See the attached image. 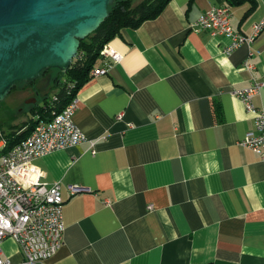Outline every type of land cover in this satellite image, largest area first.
Listing matches in <instances>:
<instances>
[{"label": "crops", "instance_id": "obj_1", "mask_svg": "<svg viewBox=\"0 0 264 264\" xmlns=\"http://www.w3.org/2000/svg\"><path fill=\"white\" fill-rule=\"evenodd\" d=\"M224 4L171 0L108 43L120 61L100 56L94 69L106 72L75 95L94 152L82 144L34 161L64 201L63 246L47 264H264V165L239 145L253 119L230 93L257 79L264 107V30L226 54L228 38L189 29ZM229 6L235 32L264 18V0ZM2 250L22 262L12 239Z\"/></svg>", "mask_w": 264, "mask_h": 264}, {"label": "built area", "instance_id": "obj_2", "mask_svg": "<svg viewBox=\"0 0 264 264\" xmlns=\"http://www.w3.org/2000/svg\"><path fill=\"white\" fill-rule=\"evenodd\" d=\"M232 12L227 4L212 7L190 24L194 32L207 31L211 36H224L230 40L224 49L228 54L243 44L252 45L264 30V18L254 23L248 34L235 32L231 24ZM100 58L120 61L121 55L107 43ZM245 68L255 66L245 63ZM106 70L93 69L91 76H100ZM263 83L252 79L248 87L231 90L248 114L252 115L253 128L239 145L251 150L264 165V107H257L254 99L260 94ZM77 100L65 113L55 114V121L41 122L35 118L36 134L28 137L23 147L0 156V264H13L4 256L2 243L10 238L22 254L19 264H47L63 246L64 221L63 198L59 182L47 184L34 161L46 154L88 144L93 153L96 141L89 140L74 122ZM121 116H117L120 119ZM7 143L5 132L0 127V146ZM70 195L87 189L69 185Z\"/></svg>", "mask_w": 264, "mask_h": 264}, {"label": "water", "instance_id": "obj_3", "mask_svg": "<svg viewBox=\"0 0 264 264\" xmlns=\"http://www.w3.org/2000/svg\"><path fill=\"white\" fill-rule=\"evenodd\" d=\"M113 1L0 0V102L44 70L66 72Z\"/></svg>", "mask_w": 264, "mask_h": 264}, {"label": "trees", "instance_id": "obj_4", "mask_svg": "<svg viewBox=\"0 0 264 264\" xmlns=\"http://www.w3.org/2000/svg\"><path fill=\"white\" fill-rule=\"evenodd\" d=\"M170 1L114 0L108 7L109 16L95 32L80 41L77 56L66 72L48 69L40 74L39 77H42L51 70L55 71L52 84L48 90L51 93L47 94L48 91H46L41 96L42 104L36 101L30 105L28 109L31 116L29 122L14 127V130L10 132H5L7 147L10 149L29 136L35 125V118L50 120L54 113L57 114L63 110L79 89L91 79V71L94 69L104 45L115 37L121 36L123 30L137 29L143 22L157 18ZM246 1L250 0H227V3L231 6H239ZM29 83L31 85L34 81ZM16 85L17 83L11 92L16 88ZM36 94L38 95V93ZM24 128L26 130L23 131Z\"/></svg>", "mask_w": 264, "mask_h": 264}, {"label": "rangeland", "instance_id": "obj_5", "mask_svg": "<svg viewBox=\"0 0 264 264\" xmlns=\"http://www.w3.org/2000/svg\"><path fill=\"white\" fill-rule=\"evenodd\" d=\"M138 1L140 0H135V2ZM54 75L55 71L51 70L46 75L34 80L31 85L30 83H17L16 88L0 102V122L3 123L5 132L10 131L7 125L12 123L14 119L25 120L29 118L28 109L32 103L38 101L39 104H42L41 96L49 90ZM49 92L47 94L51 93Z\"/></svg>", "mask_w": 264, "mask_h": 264}, {"label": "bare ground", "instance_id": "obj_6", "mask_svg": "<svg viewBox=\"0 0 264 264\" xmlns=\"http://www.w3.org/2000/svg\"><path fill=\"white\" fill-rule=\"evenodd\" d=\"M103 55V48L100 52V56ZM75 99V96L74 98L63 108L62 111H60L59 113H65L67 111V109L70 107V105L73 104ZM54 116L52 117V119L50 120H42L41 119V122H49V121H55V114H53ZM33 134H36V127H33V129L31 130L30 134L28 137H31ZM28 137H26L25 139L21 140L20 142L16 143L12 148H8L7 147V143H3L1 146H0V156H1V153H9V152H12V151H15L17 148H20V147H23L24 144L26 142H28Z\"/></svg>", "mask_w": 264, "mask_h": 264}]
</instances>
